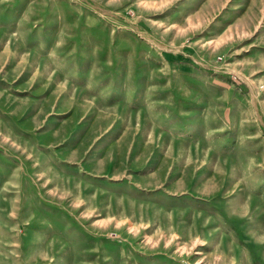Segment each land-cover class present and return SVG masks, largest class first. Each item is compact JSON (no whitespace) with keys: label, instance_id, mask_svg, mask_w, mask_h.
<instances>
[{"label":"rangeland","instance_id":"1","mask_svg":"<svg viewBox=\"0 0 264 264\" xmlns=\"http://www.w3.org/2000/svg\"><path fill=\"white\" fill-rule=\"evenodd\" d=\"M0 264H264V0H0Z\"/></svg>","mask_w":264,"mask_h":264}]
</instances>
